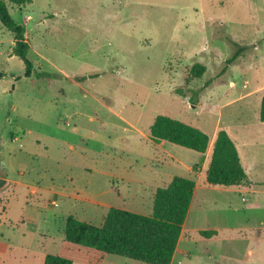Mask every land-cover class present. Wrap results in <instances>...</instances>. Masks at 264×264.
I'll return each mask as SVG.
<instances>
[{"label": "rangeland", "instance_id": "374dc122", "mask_svg": "<svg viewBox=\"0 0 264 264\" xmlns=\"http://www.w3.org/2000/svg\"><path fill=\"white\" fill-rule=\"evenodd\" d=\"M7 6L24 27L33 70L24 76L0 24V173L8 180L0 264H44L47 254L72 264H147L66 242V217L98 226L109 207L148 215L156 188L172 177L202 185L218 129L237 144L254 193L198 188L178 244L186 252L170 264H258L247 252L256 244L250 238L264 233V0ZM234 43L244 50L226 63ZM196 62L204 73L186 80ZM176 86L201 88L197 103ZM157 114L207 133L206 151L151 141ZM213 226L217 238L199 235Z\"/></svg>", "mask_w": 264, "mask_h": 264}, {"label": "trees", "instance_id": "16d2710c", "mask_svg": "<svg viewBox=\"0 0 264 264\" xmlns=\"http://www.w3.org/2000/svg\"><path fill=\"white\" fill-rule=\"evenodd\" d=\"M26 0H0V24L13 37L12 51L24 65V76L33 70L27 53L29 43L24 27L11 16L7 2L23 5ZM226 63L232 62L244 50L237 46ZM205 66L196 62L186 78H199ZM4 73L0 72V78ZM199 89L176 86L175 93L188 96L192 104L198 101ZM189 93V94H188ZM259 120L264 122V95L259 107ZM149 138L154 143L165 141L197 153H204L210 138L204 131L164 114H157L150 127ZM202 185L208 187L250 188L249 180L240 161L237 148L224 129L216 130L211 141L210 153L202 175ZM195 181L189 177L174 176L161 187H157L152 200V212L148 215L109 207L100 225H94L68 215L64 223L66 242L101 253L113 254L147 264H170L190 202ZM199 234L209 238L215 230H200ZM44 264H72L71 260L47 254Z\"/></svg>", "mask_w": 264, "mask_h": 264}, {"label": "crops", "instance_id": "0c3cea01", "mask_svg": "<svg viewBox=\"0 0 264 264\" xmlns=\"http://www.w3.org/2000/svg\"><path fill=\"white\" fill-rule=\"evenodd\" d=\"M252 92L249 91V92H246L245 94H242L240 95L241 98L243 97H246L247 95H250ZM263 96V95H262ZM259 97V107H260V101H261V97ZM238 97V98H240ZM259 110V109H258ZM258 118H259V111H258ZM264 123V122H263ZM217 128V127H216ZM229 134V133H228ZM230 136V134H229ZM230 138L232 139V137L230 136ZM235 146L237 148V151H238V154H239V157H240V161L242 163V157L240 155V151L237 147V144L235 143ZM242 166H243V163H242ZM188 167V166H187ZM244 167V166H243ZM246 172V171H245ZM0 176L1 177H4V178H7V176L3 173H0ZM202 186H205V185H200V184H195V187H194V191H193V196H192V200L190 202V206L192 205L193 201H200L199 198H196V190ZM212 189H215V190H218V191H221V192H227V193H254V191L252 190V188H226V187H211ZM242 200H244V197H242ZM229 205V204H228ZM227 205V206H228ZM190 206H189V209H190ZM230 208V205L228 206ZM235 208V207H234ZM189 209H188V212L186 214V217H185V220H184V223L182 225V230H181V233H180V236H179V239H178V242H177V245H176V248H175V251H174V254L173 256H175L176 252L179 251L180 255H182L184 252H186V250H182V249H178V244H179V241L182 240L183 237H185L186 233H185V224H186V218L188 217V214H189ZM234 210V209H233ZM200 230H215L216 231V234L209 237V238H217L219 236V232L221 231V229L219 227H216V226H213V227H208L207 229H198V233ZM200 235V234H199ZM201 236V235H200ZM251 240L255 241L256 244H252V246H250L248 248V254H250L252 256V258H254V260L258 263V264H264V233H260V235L256 234V237H253V238H250ZM256 245V247H255ZM173 258V257H172ZM172 261V260H171ZM171 263V262H170Z\"/></svg>", "mask_w": 264, "mask_h": 264}, {"label": "water", "instance_id": "95a60500", "mask_svg": "<svg viewBox=\"0 0 264 264\" xmlns=\"http://www.w3.org/2000/svg\"><path fill=\"white\" fill-rule=\"evenodd\" d=\"M8 184V180L0 176V190L3 189Z\"/></svg>", "mask_w": 264, "mask_h": 264}]
</instances>
